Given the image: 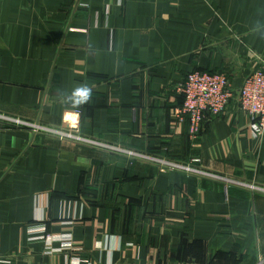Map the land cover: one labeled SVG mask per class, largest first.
Wrapping results in <instances>:
<instances>
[{
  "label": "crops",
  "instance_id": "1",
  "mask_svg": "<svg viewBox=\"0 0 264 264\" xmlns=\"http://www.w3.org/2000/svg\"><path fill=\"white\" fill-rule=\"evenodd\" d=\"M259 68L264 0H0V264H264V192L3 118L199 157L198 169L264 188V133L237 99ZM193 70L224 73L234 93L195 137L174 117ZM85 84L92 99L71 107ZM38 227L71 249L47 252Z\"/></svg>",
  "mask_w": 264,
  "mask_h": 264
},
{
  "label": "built area",
  "instance_id": "2",
  "mask_svg": "<svg viewBox=\"0 0 264 264\" xmlns=\"http://www.w3.org/2000/svg\"><path fill=\"white\" fill-rule=\"evenodd\" d=\"M178 91L182 96V101L181 105L175 109L174 117L178 121L188 123L190 135L193 137L199 133L205 114L210 113L213 116L221 115L234 96L229 86L227 76L222 72L213 71L193 70L188 72L182 83L178 86ZM237 99L240 109L245 112L250 119L253 132L257 135L264 133L263 68L255 69L244 79L237 92ZM3 118L9 120L12 125L27 127L34 133L43 132L60 140L88 143L108 151L124 153L129 157L157 162L161 170H177L191 174L195 173L202 177L220 179L225 182L226 187L229 185H236L246 189H255L264 192V188L262 187L196 168L193 164L200 162L199 157L191 158L190 163H180L163 158H154L146 153L83 137L77 130L53 128L42 125L36 121L30 122L15 117L3 116ZM30 231L42 233L40 237L47 243V252L52 253L57 250L71 249L72 247L70 235L65 234L56 238L46 234L45 227L32 228ZM55 240H60L61 245L59 248H54L52 246ZM70 264H84V261L79 258H72Z\"/></svg>",
  "mask_w": 264,
  "mask_h": 264
},
{
  "label": "clouds",
  "instance_id": "3",
  "mask_svg": "<svg viewBox=\"0 0 264 264\" xmlns=\"http://www.w3.org/2000/svg\"><path fill=\"white\" fill-rule=\"evenodd\" d=\"M92 96V88L85 84L72 89L71 92L66 95L65 100L71 107L79 108L87 104L92 99ZM74 119H76V117H74Z\"/></svg>",
  "mask_w": 264,
  "mask_h": 264
},
{
  "label": "rangeland",
  "instance_id": "4",
  "mask_svg": "<svg viewBox=\"0 0 264 264\" xmlns=\"http://www.w3.org/2000/svg\"><path fill=\"white\" fill-rule=\"evenodd\" d=\"M78 131V130H77ZM78 133H79V131H78ZM80 134V133H79ZM81 135V134H80ZM81 136H83V135H81ZM83 137H85V136H83ZM68 141H71V140H68ZM138 159H140V158H138ZM142 160V159H141Z\"/></svg>",
  "mask_w": 264,
  "mask_h": 264
}]
</instances>
